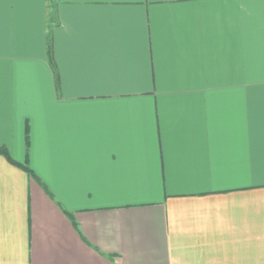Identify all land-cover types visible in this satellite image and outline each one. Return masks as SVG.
I'll use <instances>...</instances> for the list:
<instances>
[{"label":"crops","instance_id":"crops-1","mask_svg":"<svg viewBox=\"0 0 264 264\" xmlns=\"http://www.w3.org/2000/svg\"><path fill=\"white\" fill-rule=\"evenodd\" d=\"M0 264H264V0H0Z\"/></svg>","mask_w":264,"mask_h":264},{"label":"trees","instance_id":"trees-1","mask_svg":"<svg viewBox=\"0 0 264 264\" xmlns=\"http://www.w3.org/2000/svg\"><path fill=\"white\" fill-rule=\"evenodd\" d=\"M0 155L5 157L9 161V163H11L15 166H18V167L22 168L23 170H25L26 172H28L31 177H33V178L36 177L34 175V173L27 166H24L22 164L17 163L16 161H14L13 158L10 156L8 150L5 147H0Z\"/></svg>","mask_w":264,"mask_h":264}]
</instances>
